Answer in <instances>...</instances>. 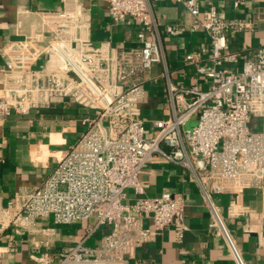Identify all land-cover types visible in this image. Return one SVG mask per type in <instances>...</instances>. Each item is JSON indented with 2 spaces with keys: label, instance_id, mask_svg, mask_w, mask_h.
<instances>
[{
  "label": "built area",
  "instance_id": "1",
  "mask_svg": "<svg viewBox=\"0 0 264 264\" xmlns=\"http://www.w3.org/2000/svg\"><path fill=\"white\" fill-rule=\"evenodd\" d=\"M155 1L109 0L115 21L128 17L141 26L139 49H118L109 41L95 44L77 1L45 12V29L3 48L0 119L48 106L53 97L72 98L94 112L83 118V134L42 185L21 190L13 203L12 223L18 230L32 231L39 218L49 216L58 224L96 219L60 253L58 264H130L142 245L169 226L182 239L185 199L170 191L147 195L141 174L149 163L171 162L192 173L212 213L209 226L224 239L235 264L248 263L213 195L233 196L231 216L264 221V46L231 45L254 21L222 17L213 4L201 12V0H179L194 17L191 29L206 34L212 53L209 44L187 52L185 63L200 81L178 85ZM166 32L180 31L167 26ZM155 64L161 73L147 78ZM159 78L170 113L147 120L139 103L147 83ZM254 117L260 121L257 129ZM247 189L261 192L260 210L244 202ZM102 229L107 230L101 242L90 243ZM39 260L51 264L48 254Z\"/></svg>",
  "mask_w": 264,
  "mask_h": 264
},
{
  "label": "crops",
  "instance_id": "2",
  "mask_svg": "<svg viewBox=\"0 0 264 264\" xmlns=\"http://www.w3.org/2000/svg\"><path fill=\"white\" fill-rule=\"evenodd\" d=\"M69 1L81 5L90 21L95 44L109 41L123 50L142 46L138 38L141 26L128 17L115 21L109 0H0V79L5 45L45 29L44 13L62 10ZM235 1L201 0V12L213 4L222 17L252 18L253 27L238 35L231 45L233 48L264 46V0H241L238 6ZM154 6L174 82L178 85L199 82L196 71L185 63L184 57L187 52L209 44L206 34L191 29L194 17L181 1L158 0ZM167 26L180 32L170 35L166 32ZM211 53L209 44L208 54ZM161 70L155 64L145 76L158 75ZM147 90L146 97L139 103L141 116L147 120L167 116L170 110L164 80L149 81ZM93 113L72 98L53 97L48 106L0 119V257L3 264H40L39 258L45 254L49 255L51 264H58L60 253L70 249L95 223L96 219L90 218L58 224L49 216L39 218L32 231L18 230L12 223L16 195L21 190L42 185L83 134V118ZM141 181L147 195H160L164 191L183 195V221L187 230L179 240L175 227H167L142 245L130 264H235L224 239L209 226L212 213L189 170L171 162L149 163L141 174ZM232 198L229 193L213 195L247 263L264 264V221L257 217L231 216ZM262 201L260 191H245L244 202L254 210L262 208ZM145 221L153 225L149 218ZM106 230L98 231L90 243H100Z\"/></svg>",
  "mask_w": 264,
  "mask_h": 264
},
{
  "label": "rangeland",
  "instance_id": "3",
  "mask_svg": "<svg viewBox=\"0 0 264 264\" xmlns=\"http://www.w3.org/2000/svg\"><path fill=\"white\" fill-rule=\"evenodd\" d=\"M242 58L240 59V64H239V68H241V64H242ZM259 120H258V118H256V117H254L253 118V120H252V127L254 128V129H257L258 128V126H259ZM194 123V122H193ZM191 124H192V122H191ZM190 124V125H191Z\"/></svg>",
  "mask_w": 264,
  "mask_h": 264
}]
</instances>
